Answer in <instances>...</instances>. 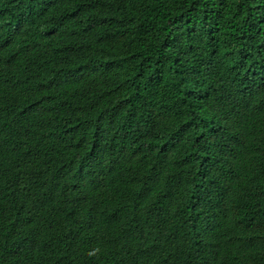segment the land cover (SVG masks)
Masks as SVG:
<instances>
[{"label": "trees", "instance_id": "trees-1", "mask_svg": "<svg viewBox=\"0 0 264 264\" xmlns=\"http://www.w3.org/2000/svg\"><path fill=\"white\" fill-rule=\"evenodd\" d=\"M0 264H264V0H0Z\"/></svg>", "mask_w": 264, "mask_h": 264}]
</instances>
